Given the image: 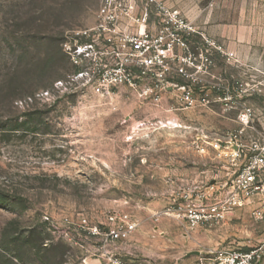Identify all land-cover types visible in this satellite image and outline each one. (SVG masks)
I'll use <instances>...</instances> for the list:
<instances>
[{
    "label": "rangeland",
    "instance_id": "rangeland-1",
    "mask_svg": "<svg viewBox=\"0 0 264 264\" xmlns=\"http://www.w3.org/2000/svg\"><path fill=\"white\" fill-rule=\"evenodd\" d=\"M193 27L188 48L205 40L213 75L254 86L242 105L264 115V0H162ZM100 0H0V264H70L94 252L99 238L78 227L102 228L115 210L140 223L118 245L128 264H195L216 247L242 248L264 238L255 203L214 230H188L158 212L165 176L208 177L226 167L209 145L236 128V112L220 104L172 113L176 92L159 104L120 87L96 95L67 78L73 68L62 51L65 37L94 22ZM62 81L56 88L55 83ZM48 92L46 97L40 94ZM198 145L205 148L199 152ZM224 170V169H223ZM157 214V215H156Z\"/></svg>",
    "mask_w": 264,
    "mask_h": 264
},
{
    "label": "built area",
    "instance_id": "built-area-1",
    "mask_svg": "<svg viewBox=\"0 0 264 264\" xmlns=\"http://www.w3.org/2000/svg\"><path fill=\"white\" fill-rule=\"evenodd\" d=\"M193 27L178 10L162 0H100L94 22L87 28L71 31L62 44L73 73L69 83L79 84L92 94H109L124 87L138 90L140 97H150L159 104L162 93L176 92V106L168 111L182 112L197 106L220 104L222 112L235 111L236 128L220 140L208 141L196 135V144L209 145L224 158L225 168L208 177L165 176V205L160 215L169 216L188 230H214L252 204L255 219L264 208V115L260 130L255 128V112L241 104L254 86L239 78L213 75V50L219 46L205 40L193 53L188 48ZM228 64H237L233 54H224ZM62 81L55 83L61 87ZM46 97L48 92L40 94ZM199 142V143H198ZM199 152L205 148L198 145ZM224 169V170H223ZM208 173V171H207ZM157 215V214H156ZM102 228L80 220L79 228L87 238H99L94 252L70 264H127L117 253L138 228V220L128 211L110 212ZM195 264H264V238L258 244L248 241L242 248L216 247L200 254Z\"/></svg>",
    "mask_w": 264,
    "mask_h": 264
},
{
    "label": "crops",
    "instance_id": "crops-1",
    "mask_svg": "<svg viewBox=\"0 0 264 264\" xmlns=\"http://www.w3.org/2000/svg\"><path fill=\"white\" fill-rule=\"evenodd\" d=\"M166 112V114H167V117L166 118H173V115H172V113H175V112H171V111H168V110H166L165 111ZM200 173V172H199ZM201 173H205V174H207V170H202L201 171ZM198 174V173H197ZM164 205H165V201H164ZM164 206H162V208H163ZM137 218V220L139 219L138 217H136ZM138 223H140V221L138 220ZM139 226V225H138ZM133 236V235H132ZM131 236V237H132ZM130 237V238H131ZM128 241H130V239L128 240ZM127 241V242H128ZM127 242H125V243H127ZM124 244V243H123ZM119 248V247H118ZM117 253L120 255V256H122L124 259H125V257H124V255H122L121 254V252L119 251V249H117ZM126 260V259H125ZM127 261V260H126ZM91 264H96V262H90ZM127 264H128V262H127Z\"/></svg>",
    "mask_w": 264,
    "mask_h": 264
},
{
    "label": "trees",
    "instance_id": "trees-1",
    "mask_svg": "<svg viewBox=\"0 0 264 264\" xmlns=\"http://www.w3.org/2000/svg\"><path fill=\"white\" fill-rule=\"evenodd\" d=\"M73 68V67H72ZM73 70H74V68H73Z\"/></svg>",
    "mask_w": 264,
    "mask_h": 264
}]
</instances>
